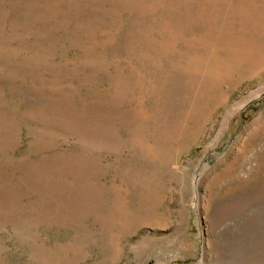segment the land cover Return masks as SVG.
<instances>
[{
	"label": "rangeland",
	"instance_id": "1",
	"mask_svg": "<svg viewBox=\"0 0 264 264\" xmlns=\"http://www.w3.org/2000/svg\"><path fill=\"white\" fill-rule=\"evenodd\" d=\"M0 264H264V0H0Z\"/></svg>",
	"mask_w": 264,
	"mask_h": 264
}]
</instances>
